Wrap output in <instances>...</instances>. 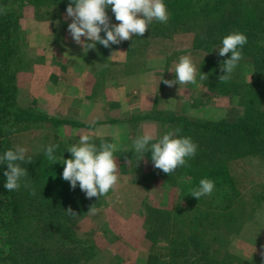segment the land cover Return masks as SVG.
<instances>
[{
  "label": "rangeland",
  "instance_id": "obj_1",
  "mask_svg": "<svg viewBox=\"0 0 264 264\" xmlns=\"http://www.w3.org/2000/svg\"><path fill=\"white\" fill-rule=\"evenodd\" d=\"M13 5L19 27L15 42L18 52L7 71L12 76L9 109L14 115L1 119L3 142L13 150L27 149L26 156L33 160L22 164L27 172L40 166L46 147L58 145L67 152L83 134H89L97 145L106 141L119 149L115 153L118 185L99 199L87 198L91 210L68 222L74 247L85 249L80 252L78 248L75 264H148L152 258L157 264H169V239L166 233L154 231L158 223L152 216L156 210L178 206L194 214L196 202L189 200L182 187L189 179L180 168L166 179V174L153 167L151 151L137 160L131 149L135 138L146 131H152L158 140L179 127V136L191 137L201 150L209 144L208 136L202 129L185 127L182 120L191 124L234 123L244 115L243 94L222 91L216 77L208 74L211 62L218 64L222 74L220 66L229 58L218 55L222 45L206 35L202 22L173 26L169 17L167 24L154 20L142 37L134 36L132 41L109 48L97 43L94 50L85 51L68 32L71 18H66V10L47 13L28 4ZM106 11L110 23L118 24L111 7ZM260 44L264 46V39ZM185 55L208 79L200 81L197 76L196 84L173 87L158 83L161 76L175 79V66ZM248 63L242 59L229 81L258 82L257 102L264 113V73L256 78ZM27 113L67 124L18 119L17 114ZM74 122L81 126L72 125ZM226 164L238 193L233 209L239 217L231 220L230 211L223 209L226 203L219 201L215 191L203 196L202 207L210 214L209 219L216 221L208 227L203 251L217 264H264V154L246 155ZM46 188L30 175L22 180L19 190L13 191L17 195L11 199L19 204L18 220L3 247L10 256L9 264H47L48 260L40 261L47 252L38 247H47L48 241L52 257L60 253L54 240H41V216L48 205ZM227 214L225 219L232 221L231 227L221 219ZM4 216L0 199V222Z\"/></svg>",
  "mask_w": 264,
  "mask_h": 264
},
{
  "label": "trees",
  "instance_id": "obj_2",
  "mask_svg": "<svg viewBox=\"0 0 264 264\" xmlns=\"http://www.w3.org/2000/svg\"><path fill=\"white\" fill-rule=\"evenodd\" d=\"M70 2L71 0H0V7L8 9L6 15L0 14V122L1 119L13 114L9 109L12 97L10 93L12 76L7 71L9 61L18 52L15 42L19 27L18 19L13 11V3H18L19 7L28 4L34 6L38 12L45 9L48 13V10H66ZM164 3L170 12L173 26L190 21L202 22L206 35L218 44L222 45V39L233 32L245 34L248 43L242 48L243 59L249 60L252 64L251 70L256 78L264 73V46L260 44V41L264 39V0H164ZM226 56L230 57V54ZM207 69L210 76L216 77L217 85H220L222 91L230 90L243 94L245 110L244 115L234 123L222 121L191 124L182 120L185 127L192 126L195 129H202L208 136L209 144L201 150L197 149L196 155L188 160L186 166L180 168L182 175L189 179L186 181L188 184L182 183V187L188 193L189 200L196 202L195 213L193 214L191 209L185 206H178L172 210H156L152 216L154 222L158 223L154 231L166 233L169 239V264L218 263L208 257L206 250L203 251V239L208 227L216 221L210 220V214L205 207H202L203 196L198 201L189 193L199 186L201 179L213 180L215 182L214 191L219 194V201L226 203L223 209L230 211L228 214L231 220L232 217L235 220L238 219L239 216L234 215L235 209H233L238 193L226 163L250 154H264V113L259 111L260 102H257L258 82L252 83L247 80L243 83L229 80L219 82L218 64L211 62ZM3 71H5L4 74H1ZM17 117L26 121L30 119L50 122L57 126L67 124L66 121L49 119L41 114H17ZM72 125L81 126L77 122ZM9 149L3 142L0 130V155ZM54 154L58 162L49 161L45 155L40 166H37L38 168L34 167L30 172L28 170V175L32 178H39L48 190V205L41 216L43 226L41 232L43 239L41 240L45 241L46 238L54 240L53 245L60 252L52 257L48 241L47 247L46 244L38 247L47 252L40 261L43 263L48 260L47 264H75L79 257L77 253L79 247H74V234L68 225L72 216L68 215L65 210L71 208L77 215H83L89 210V206H87L86 195L80 190L79 184L77 183V187L73 190L69 182L62 179L63 159L71 158V154L61 151L58 147ZM6 168V164H0V199L5 213L0 222V264H9L10 256L3 247L13 235L14 225L18 220L16 206L19 205L17 200H12L17 194L13 191L9 192L4 187ZM29 176L26 178L29 179ZM170 177L166 175V179ZM228 214L221 219H224L226 227H231L233 220L228 222V219H225L229 217ZM79 249L80 252L85 251V249ZM155 261L152 258L148 264H157ZM159 264H167V262H159Z\"/></svg>",
  "mask_w": 264,
  "mask_h": 264
},
{
  "label": "clouds",
  "instance_id": "obj_3",
  "mask_svg": "<svg viewBox=\"0 0 264 264\" xmlns=\"http://www.w3.org/2000/svg\"><path fill=\"white\" fill-rule=\"evenodd\" d=\"M109 7L116 21H119L118 24L110 23L106 11ZM7 11V7H0V14L6 15ZM169 17L164 0H71L66 8V18H71L68 32L73 41L85 51L94 50L97 43L109 48L124 41H132L134 36L142 37L154 20L167 24ZM101 32L105 34L103 37ZM247 43V36L240 32H233L222 39V46L217 49L218 55L223 57L230 54V57L220 66L222 74L218 77L219 82L230 79L234 69L243 59L242 48ZM197 76L200 81L208 79L207 74L200 72L191 57L185 55L179 58L175 66V79L167 80L161 76L158 83L163 82L168 87L176 84H196ZM180 132L181 128L177 127L155 140V134L146 131L135 138L131 151L137 155V160L143 159L145 153L151 151L153 167L171 176L177 169L186 166L198 149L191 137L179 136ZM57 147L58 145H51L44 149L47 159L53 163L58 162L54 154ZM118 150L114 143L101 141L97 145L89 134L80 135L78 143L66 150L71 153V158L63 159L62 179L68 181L73 190L78 183L86 198L99 199L107 195L120 182L119 165L115 155ZM26 153V148L16 147L0 155V164L7 166L4 172V187L9 192L19 190L22 180L29 176L22 164L32 163L33 160L26 156ZM24 186L28 187L26 181ZM214 189L215 182L204 178L189 195L199 201L202 196L211 195ZM32 194L35 195V192ZM65 211L72 217L78 216L71 208Z\"/></svg>",
  "mask_w": 264,
  "mask_h": 264
}]
</instances>
